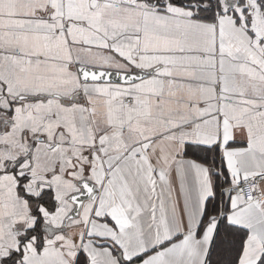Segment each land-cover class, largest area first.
Segmentation results:
<instances>
[{"label": "snow or ice", "instance_id": "6c2138e0", "mask_svg": "<svg viewBox=\"0 0 264 264\" xmlns=\"http://www.w3.org/2000/svg\"><path fill=\"white\" fill-rule=\"evenodd\" d=\"M0 264H264V0H0Z\"/></svg>", "mask_w": 264, "mask_h": 264}]
</instances>
